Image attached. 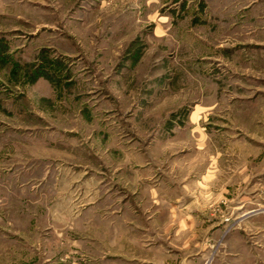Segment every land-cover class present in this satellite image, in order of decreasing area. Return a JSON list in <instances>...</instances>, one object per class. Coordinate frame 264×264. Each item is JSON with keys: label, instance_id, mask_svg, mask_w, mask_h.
<instances>
[{"label": "rangeland", "instance_id": "obj_1", "mask_svg": "<svg viewBox=\"0 0 264 264\" xmlns=\"http://www.w3.org/2000/svg\"><path fill=\"white\" fill-rule=\"evenodd\" d=\"M263 228L264 0H0V264H259Z\"/></svg>", "mask_w": 264, "mask_h": 264}, {"label": "crops", "instance_id": "obj_2", "mask_svg": "<svg viewBox=\"0 0 264 264\" xmlns=\"http://www.w3.org/2000/svg\"><path fill=\"white\" fill-rule=\"evenodd\" d=\"M249 213H245L241 216L247 217V216H249ZM217 226H219L218 228H220V223H217ZM236 230L237 229H233V231H232L233 235L230 232L231 237L229 236L227 238V241H226V243H224V245L227 244V246H229V248L231 250H235V249H243V250H239V252L238 251L236 252V250H235L234 252L232 251L233 254H228L229 260H233V261H231L232 263H228V264H253V260H255L254 256H256V254H255L256 250L254 251L252 245L251 244L248 245L245 242V239H243V241L245 243H240V242H242V239H241L242 237H239L240 235H238L239 233H237ZM261 231L264 234V228L261 229ZM259 251H261V250H259ZM260 254H261L260 255L261 259L263 260L264 259V249H263V253L261 252ZM219 264H222V263H219ZM259 264H264V260L259 262Z\"/></svg>", "mask_w": 264, "mask_h": 264}]
</instances>
